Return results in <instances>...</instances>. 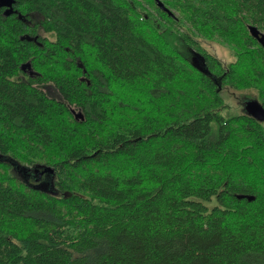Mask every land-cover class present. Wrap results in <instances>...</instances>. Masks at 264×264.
I'll use <instances>...</instances> for the list:
<instances>
[{
    "label": "trees",
    "instance_id": "obj_1",
    "mask_svg": "<svg viewBox=\"0 0 264 264\" xmlns=\"http://www.w3.org/2000/svg\"><path fill=\"white\" fill-rule=\"evenodd\" d=\"M160 1L2 0L0 264H264V0Z\"/></svg>",
    "mask_w": 264,
    "mask_h": 264
},
{
    "label": "rangeland",
    "instance_id": "obj_2",
    "mask_svg": "<svg viewBox=\"0 0 264 264\" xmlns=\"http://www.w3.org/2000/svg\"><path fill=\"white\" fill-rule=\"evenodd\" d=\"M170 13L174 15L172 11H170ZM199 39L202 45L206 49H208L213 55L219 58L222 62H228L233 58L230 48H228V46L221 44L216 40H205L204 38ZM221 94L223 96L224 101V108L222 110L223 115L229 116L242 111L249 112V106L253 103V101L240 100V93L230 88L223 89ZM21 172L26 175L25 178H29V175L28 173H26V170L21 169Z\"/></svg>",
    "mask_w": 264,
    "mask_h": 264
},
{
    "label": "water",
    "instance_id": "obj_3",
    "mask_svg": "<svg viewBox=\"0 0 264 264\" xmlns=\"http://www.w3.org/2000/svg\"><path fill=\"white\" fill-rule=\"evenodd\" d=\"M155 1H156L158 6H160L161 8H164V5L162 4V2L160 0H155ZM1 4H2V0H0V5ZM248 30L251 33V35H253L257 39V41H259L262 45H264V34H263V32H261L259 29H257V27H255L253 25H249ZM26 38H28V37H26ZM249 112H251L253 115H255L258 118H264V108L258 103L250 104ZM238 196H240V197L244 196L248 200L254 198L253 195H238Z\"/></svg>",
    "mask_w": 264,
    "mask_h": 264
},
{
    "label": "flooded vegetation",
    "instance_id": "obj_4",
    "mask_svg": "<svg viewBox=\"0 0 264 264\" xmlns=\"http://www.w3.org/2000/svg\"><path fill=\"white\" fill-rule=\"evenodd\" d=\"M159 7H160V6H159ZM160 8H161V7H160ZM161 9H163V10H164L167 14H169V15H171V16L173 15V14L170 13V11H169L166 7L161 8Z\"/></svg>",
    "mask_w": 264,
    "mask_h": 264
},
{
    "label": "bare ground",
    "instance_id": "obj_5",
    "mask_svg": "<svg viewBox=\"0 0 264 264\" xmlns=\"http://www.w3.org/2000/svg\"><path fill=\"white\" fill-rule=\"evenodd\" d=\"M22 39V38H21Z\"/></svg>",
    "mask_w": 264,
    "mask_h": 264
}]
</instances>
